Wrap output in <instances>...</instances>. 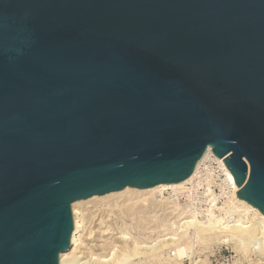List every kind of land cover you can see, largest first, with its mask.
<instances>
[{
    "label": "water",
    "instance_id": "water-1",
    "mask_svg": "<svg viewBox=\"0 0 264 264\" xmlns=\"http://www.w3.org/2000/svg\"><path fill=\"white\" fill-rule=\"evenodd\" d=\"M209 147L264 213V0H0V264H60L73 202Z\"/></svg>",
    "mask_w": 264,
    "mask_h": 264
},
{
    "label": "bare ground",
    "instance_id": "bare-ground-1",
    "mask_svg": "<svg viewBox=\"0 0 264 264\" xmlns=\"http://www.w3.org/2000/svg\"><path fill=\"white\" fill-rule=\"evenodd\" d=\"M210 155L214 156L226 177L216 180L210 175L203 183L197 182V188H203L206 198L196 212H183L176 198L188 192L187 184L194 180L200 165ZM223 160L209 147L185 180L147 188L127 186L73 202L75 226L71 247L61 253L60 264H76L77 258L83 256L82 238L87 231V219L82 206L90 202L107 210L108 219H102L101 231L116 235L106 253L92 255L96 264H183L186 258L193 264H208L206 258L195 259L194 253L198 251L196 246L211 244H228L236 253L231 263L221 264H264V213L238 197L240 187ZM212 169L216 173L218 168ZM90 225L88 234L92 236L94 226ZM172 248L175 249L174 257Z\"/></svg>",
    "mask_w": 264,
    "mask_h": 264
},
{
    "label": "rangeland",
    "instance_id": "rangeland-1",
    "mask_svg": "<svg viewBox=\"0 0 264 264\" xmlns=\"http://www.w3.org/2000/svg\"><path fill=\"white\" fill-rule=\"evenodd\" d=\"M90 203H88V204L86 203L85 206H82V208L84 207L82 209V212L84 213L85 218L87 219V220H85L87 231L86 230L84 231V233H83V238L84 239L82 238V241H83L82 255L83 256L82 257L80 256L81 258L80 257L77 258V260L75 261V263L77 262L76 264H82V263L83 264H85V263L86 264H88V263L89 264H96V261H94L92 259V255L95 256V255H97L99 253L100 254L106 253L109 250V247L112 245L113 240H114V238L116 236V235H113L114 236V238H113L112 234H106V232L101 231L100 227H101V224H102V219H104V218H106L105 220L108 219L107 210H105L106 208H104V206H94L92 203L91 204ZM72 213H73V216H74L73 204H72ZM90 219L92 220V222H91ZM98 222H100V223H98ZM113 222H115L114 223L115 225L117 224L115 219H114ZM90 224H92V225H90ZM89 225H90V227L94 226L93 227L94 232H93L92 236L88 234ZM148 231H151V230H148ZM149 234L152 235L153 233L150 232ZM196 248H198V251H196L194 253V258L195 259L196 258H201V259H205L206 258L207 261H208V264H221L222 262L231 263L233 258L236 255V253L232 250V248H230L228 246V244H211V245H208V246L200 245V246H196ZM202 248H203V250H202ZM172 249L173 250L171 251V255L174 257L175 249L174 248H172ZM147 255H148V253L146 254V256ZM89 257H91V258H89ZM79 259H80L81 263L78 261ZM190 260H191L190 258H186L184 260L183 264H193V262L190 261ZM148 263L149 264L150 263L153 264V262H148ZM198 264H204V263L203 262H199Z\"/></svg>",
    "mask_w": 264,
    "mask_h": 264
},
{
    "label": "built area",
    "instance_id": "built-area-1",
    "mask_svg": "<svg viewBox=\"0 0 264 264\" xmlns=\"http://www.w3.org/2000/svg\"><path fill=\"white\" fill-rule=\"evenodd\" d=\"M213 167L218 168L216 171L217 174L213 172ZM210 175L211 177L214 176L216 180L226 177L224 170L220 168L219 163L214 159L213 155H210L209 158L200 165L194 180L187 184L188 192L180 194L179 199L176 198L180 202L181 211L191 214V212L199 210L206 197L202 192L203 188H197L196 183H203ZM213 187L216 188V185Z\"/></svg>",
    "mask_w": 264,
    "mask_h": 264
}]
</instances>
